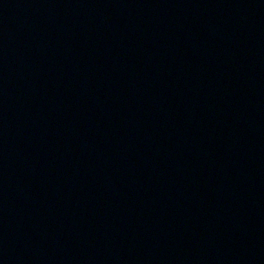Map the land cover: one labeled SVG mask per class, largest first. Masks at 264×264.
<instances>
[{
    "label": "water",
    "instance_id": "water-1",
    "mask_svg": "<svg viewBox=\"0 0 264 264\" xmlns=\"http://www.w3.org/2000/svg\"><path fill=\"white\" fill-rule=\"evenodd\" d=\"M0 264H264V0H0Z\"/></svg>",
    "mask_w": 264,
    "mask_h": 264
}]
</instances>
